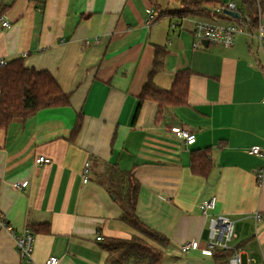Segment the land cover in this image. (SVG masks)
<instances>
[{
  "label": "crops",
  "instance_id": "obj_1",
  "mask_svg": "<svg viewBox=\"0 0 264 264\" xmlns=\"http://www.w3.org/2000/svg\"><path fill=\"white\" fill-rule=\"evenodd\" d=\"M0 1L11 3L0 18V58L23 57L28 66L50 71L70 94L68 106L0 127V212L17 232L50 226L49 233L33 231L30 260L0 229V264H46L51 256L58 264H113L104 238H131L136 231L96 179L105 162L140 182L139 218L169 239L161 264H226L228 250L217 258L202 251L209 216L222 214L235 223L230 249L241 251L245 264L250 257L264 264V182L258 181L264 157L249 152L264 150V42L244 32L231 46L197 42L195 20L209 18L181 15L182 0H157L156 7L151 0ZM219 1L237 10L244 5ZM150 7L157 18L151 24ZM156 46L167 54L155 83L170 88L176 72L189 69L187 102L156 121L158 104L146 100L134 122ZM172 126L193 131L196 141L187 144ZM205 150L212 165L194 173L191 154ZM41 155L45 160L37 163ZM213 195L216 206L205 215L200 204ZM189 240L200 247L179 254Z\"/></svg>",
  "mask_w": 264,
  "mask_h": 264
},
{
  "label": "trees",
  "instance_id": "obj_2",
  "mask_svg": "<svg viewBox=\"0 0 264 264\" xmlns=\"http://www.w3.org/2000/svg\"><path fill=\"white\" fill-rule=\"evenodd\" d=\"M182 2L184 7L180 10V14L183 16L209 19L216 17L233 21H241L248 17L249 27L253 31L258 27L260 13L264 12V0H244L240 10L243 15L241 19L227 14L224 10L226 4L219 0H182ZM151 3L157 6V0H151ZM10 4L0 1V18ZM166 54V47L156 46L152 68L139 96L134 122L146 100L158 104L156 121L162 120L170 107L187 102L191 74L189 69L177 71L170 88H161L155 83V76L163 69ZM69 104L70 94L62 89L50 71L28 66L23 57L8 60L6 64L0 65V127L6 128L14 119H25L41 109ZM80 126L79 115L74 132H77ZM208 153L207 150L192 152L191 168L194 173L208 172L212 165ZM96 179L106 187L121 207L120 219L136 231L131 238L105 237L102 246L107 252L106 261L113 264H161L169 239L139 218L137 202L140 182L135 175L115 163L105 162L104 169L96 172ZM30 229L36 232H50L49 223L32 225ZM227 250L230 252L228 259L234 250H215L213 256L217 258Z\"/></svg>",
  "mask_w": 264,
  "mask_h": 264
},
{
  "label": "built area",
  "instance_id": "obj_3",
  "mask_svg": "<svg viewBox=\"0 0 264 264\" xmlns=\"http://www.w3.org/2000/svg\"><path fill=\"white\" fill-rule=\"evenodd\" d=\"M226 8L237 9L235 3L229 2L226 4ZM225 8V9H226ZM224 9V10H225ZM219 10V9H218ZM148 23L151 24L155 18V9L148 8ZM243 15H241L240 19ZM262 13H260V17ZM214 17L213 19H197L193 27V35L197 42H201L204 39L210 42L219 43L224 46H231L234 44L235 35L240 32H244L250 35H256L260 40V43L264 42V22L259 20L258 27L256 31L251 30L248 24V17H245L241 21H231L229 23H218ZM5 26H9V22L3 21ZM7 60L0 58V65L6 64ZM264 96V92H263ZM171 131L180 138H183L187 144H193L196 141V134L184 127L172 126ZM251 154H256L258 156L264 157V150L259 146H253L249 149ZM45 160L44 156H39L36 159L37 163H41ZM90 170V163L87 162L84 168V181H88ZM258 181L260 183L264 182V169L261 168L258 171ZM28 181L22 182L18 186H25ZM217 203V196L213 195L208 199L201 202L200 207L205 215H210V210L214 209ZM0 229L7 230L10 232L15 240V244L20 255L25 259H31L35 244V235L33 231L28 227L23 232H17L13 225L7 220L6 216L0 212ZM209 238L205 247L202 251L205 255L212 256L215 250L219 249H230L232 240L236 237L235 223L227 215H210L209 216ZM99 240L102 239L101 236L97 237ZM200 243L198 240H189L183 243L178 248L179 254H186L191 250L198 249ZM59 259L55 256H51L46 261V264H58ZM226 264H245L242 256V252L239 250H234L232 255L229 256ZM246 264H263L262 262L256 261L254 258L250 257Z\"/></svg>",
  "mask_w": 264,
  "mask_h": 264
},
{
  "label": "water",
  "instance_id": "obj_4",
  "mask_svg": "<svg viewBox=\"0 0 264 264\" xmlns=\"http://www.w3.org/2000/svg\"><path fill=\"white\" fill-rule=\"evenodd\" d=\"M225 12L227 14L231 15L232 17H235V18H240L241 15H242L240 10H237V9L226 8ZM202 42H203L204 45H208L209 44V40H207V39H204Z\"/></svg>",
  "mask_w": 264,
  "mask_h": 264
},
{
  "label": "rangeland",
  "instance_id": "obj_5",
  "mask_svg": "<svg viewBox=\"0 0 264 264\" xmlns=\"http://www.w3.org/2000/svg\"><path fill=\"white\" fill-rule=\"evenodd\" d=\"M101 165H103V166H101L100 170H103V169H104V164H103V163H101Z\"/></svg>",
  "mask_w": 264,
  "mask_h": 264
}]
</instances>
